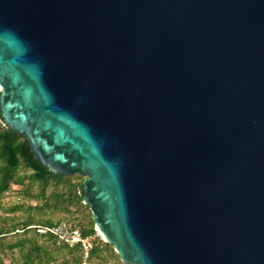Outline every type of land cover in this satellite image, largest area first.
<instances>
[{
    "label": "water",
    "instance_id": "1",
    "mask_svg": "<svg viewBox=\"0 0 264 264\" xmlns=\"http://www.w3.org/2000/svg\"><path fill=\"white\" fill-rule=\"evenodd\" d=\"M0 112L122 264H264V0H0Z\"/></svg>",
    "mask_w": 264,
    "mask_h": 264
},
{
    "label": "trees",
    "instance_id": "2",
    "mask_svg": "<svg viewBox=\"0 0 264 264\" xmlns=\"http://www.w3.org/2000/svg\"><path fill=\"white\" fill-rule=\"evenodd\" d=\"M84 182L54 176L39 165L25 138L3 125L0 112V264H122L95 231L83 205ZM59 228L78 231L90 252L39 235Z\"/></svg>",
    "mask_w": 264,
    "mask_h": 264
},
{
    "label": "built area",
    "instance_id": "3",
    "mask_svg": "<svg viewBox=\"0 0 264 264\" xmlns=\"http://www.w3.org/2000/svg\"><path fill=\"white\" fill-rule=\"evenodd\" d=\"M40 236L50 235L58 241V244L70 249L80 248L86 253L90 252V246L82 239L81 234L78 231L70 232L65 228H59L56 230H43L39 232Z\"/></svg>",
    "mask_w": 264,
    "mask_h": 264
}]
</instances>
